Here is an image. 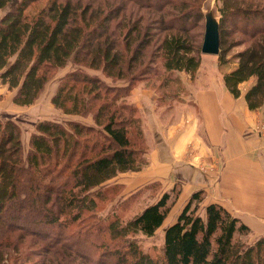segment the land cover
Masks as SVG:
<instances>
[{"label":"trees","instance_id":"1","mask_svg":"<svg viewBox=\"0 0 264 264\" xmlns=\"http://www.w3.org/2000/svg\"><path fill=\"white\" fill-rule=\"evenodd\" d=\"M201 4L0 0V84L12 90V103H32L50 74L70 61L50 102L90 119H39L23 143L19 124L0 118V264H63L67 256L55 257L59 248L93 264L106 255L112 264H264V235L247 243L249 226L218 202L198 211L203 189L165 228L156 256L129 236L152 235L163 223L169 190L125 220L114 209L102 223L88 219L103 182L148 163L140 110L124 98L134 83L162 76L158 106L188 93L180 72L194 74L200 65L203 32L194 31L204 17ZM218 11V62L234 61L223 85L264 117V0H218ZM36 239L42 248L25 251ZM40 251L43 258L32 261Z\"/></svg>","mask_w":264,"mask_h":264},{"label":"crops","instance_id":"2","mask_svg":"<svg viewBox=\"0 0 264 264\" xmlns=\"http://www.w3.org/2000/svg\"><path fill=\"white\" fill-rule=\"evenodd\" d=\"M187 82L189 91L182 94L180 101L191 107L185 114L186 121L181 126L174 121L162 124L158 116L161 125H154L148 164L135 173L143 177V183L158 178L166 184H163L164 189L176 180L183 181L182 198L193 190L203 189L207 203L222 204L251 228V237L262 236L264 135L261 137L262 130L256 133L254 125L257 117L264 120L263 109L258 112L249 109L243 94L234 97L224 87L222 79H218V83L208 80L202 87L198 85L199 80ZM4 86L0 84L3 89ZM3 106L6 107L5 101L0 102V118L23 123L24 112L17 116L18 109L10 106L3 110ZM199 158L207 167L205 171L193 163ZM220 190L224 193L218 200L216 192Z\"/></svg>","mask_w":264,"mask_h":264},{"label":"rangeland","instance_id":"3","mask_svg":"<svg viewBox=\"0 0 264 264\" xmlns=\"http://www.w3.org/2000/svg\"><path fill=\"white\" fill-rule=\"evenodd\" d=\"M201 8L203 10V13L206 11H212L215 18L219 19V11H218V0H202ZM3 10L0 9V14ZM205 23V15L203 19L199 23V27L195 29V33H202L204 34V24ZM201 39V34L198 36ZM196 38V39H199ZM203 39V38H202ZM241 46H235L233 48V51L239 49ZM70 61L63 66L56 70H54L47 82L44 85L43 90L39 93L38 97L30 104L27 105H17L12 103L9 96L12 94V90L7 89L4 86L0 87V102L6 104V107H13V109H18L15 114L17 116H20L21 113H25L22 115L25 117L22 124H19L20 133H21V139L23 143L26 142L27 137L29 133L34 129H30L32 126V123L35 122V118L37 120L42 118L47 119H54L58 121H64L69 118H78L81 120H84L86 122H90L89 116H79V115H72L63 113L60 109L55 108L51 102H50V95L54 91V88L57 84L58 78L68 69L70 68ZM234 65V61H229L224 65H220L218 62V56L214 53H200V65L197 69V71L193 74L187 73V72H180L182 80L186 84V88H188V80L190 82H198V85L202 87L203 85H206L207 81L210 80L211 82L218 83V79H222L223 72L226 71L228 68L232 67ZM160 69L161 65H157ZM91 72H95L90 70ZM162 71V70H160ZM151 78H144L136 81L134 83V86L130 89L129 93H127L124 98L126 100H131L134 103L137 104V107L140 110L141 114V124L142 128L145 130V142L147 144V155L148 152H150V143L152 144V134L154 130V125L160 124V120L158 116L163 120V122L167 121H174L176 125H183V123L186 121L185 114H187L188 109L190 110V105L185 103H181V100L172 99L170 100L172 102L171 106H167V101L164 100L165 104H162L161 106H158L156 102L158 95L165 94L164 92H161L157 88L158 81L162 80V76L155 77L152 74L150 75ZM223 83V80H222ZM249 83H245L242 85L243 88L247 87ZM134 88V89H133ZM9 99V100H8ZM5 106H3V110L6 109ZM8 109V108H7ZM192 110V109H191ZM21 112V113H19ZM258 112V109H257ZM256 113V112H255ZM29 115V116H26ZM258 114L256 113V116ZM35 117V118H34ZM183 118V121L177 120V118ZM35 124V123H33ZM254 130L256 133H259L258 130H262V135H264V120L261 118H256V122L254 125ZM143 141V140H142ZM137 142V141H136ZM189 143V142H188ZM145 144V145H146ZM192 146V143H190V147ZM188 147V146H187ZM193 151V149H191ZM195 163V166H198V168L204 170L207 168L205 164L199 159L197 161H193ZM148 164V163H147ZM146 167V166H145ZM143 169V168H142ZM140 169V170H142ZM137 171H125L117 173L115 176L111 177L110 179L103 182L99 189L101 190L102 194L100 195L99 199H97V204L91 215L88 217L91 221L95 223H102V218H106L109 216V212L114 209L116 213L119 215L120 219L125 220L135 214L139 209H141L143 206H145L148 203H151L159 198L161 193L165 190H169L171 192V197L168 200L169 204V210L167 213L166 218L164 219L163 223L155 230V232L152 235H145L140 232L131 234L129 236L130 239L134 240L139 247L146 253H149L151 255H158L162 249H163V235L165 228L175 221L177 215L183 208L184 204L187 202L189 197L191 196L192 192L188 194L185 198H182L180 196V193L182 191V182L179 180H176L170 187L167 189H164L163 186L166 185L164 182H161L158 178H155L154 180H150L148 182L143 183L144 179L138 176ZM205 171V170H204ZM212 171V170H211ZM213 172V171H212ZM152 175V174H151ZM179 181V182H178ZM156 182V183H151ZM118 183L122 184V188L119 186ZM150 183V184H149ZM149 184L148 186L143 187L144 185ZM164 184V185H163ZM141 188V189H140ZM140 189V190H138ZM137 190V191H136ZM204 191V190H203ZM205 191L203 192V201L200 203V207L198 211H202V207L206 202V196ZM218 194V200L222 198L224 192L222 190L216 192ZM181 197V198H180ZM123 204L122 208H120V204ZM116 209H121L119 212ZM94 216L95 218H92ZM38 229L42 231H46L44 228V225H37ZM75 223L70 224L68 228L73 229L75 228ZM78 228V227H77ZM249 234L246 237V242L251 243L255 238L251 237L252 230L249 227ZM52 232H54V228H52ZM103 234L99 233V238H102ZM30 239V237L25 238V242ZM43 241L36 239L35 243L32 244L29 247H25L24 250L28 251L29 249H39L43 246ZM58 254L55 255V257H66L65 262L63 264H93L92 261H85L82 257L75 254V252L72 251V253H68L67 250H64L62 252V248L58 249ZM99 253H101L102 249H98ZM62 252V253H61ZM44 253L40 251L39 254L36 256H33L31 259L32 261H39L43 258ZM47 256V254H46ZM112 258L103 256L102 260L100 261V264H112ZM7 263V262H6Z\"/></svg>","mask_w":264,"mask_h":264},{"label":"water","instance_id":"4","mask_svg":"<svg viewBox=\"0 0 264 264\" xmlns=\"http://www.w3.org/2000/svg\"><path fill=\"white\" fill-rule=\"evenodd\" d=\"M205 29L201 42V52L217 54L219 47V19L214 17L212 11L205 12Z\"/></svg>","mask_w":264,"mask_h":264}]
</instances>
